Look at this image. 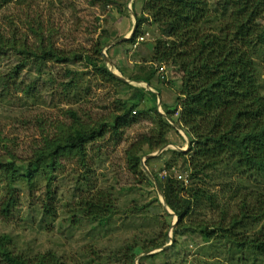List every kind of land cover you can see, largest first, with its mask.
<instances>
[{
  "label": "rangeland",
  "instance_id": "obj_1",
  "mask_svg": "<svg viewBox=\"0 0 264 264\" xmlns=\"http://www.w3.org/2000/svg\"><path fill=\"white\" fill-rule=\"evenodd\" d=\"M225 1L207 0L208 8L214 11ZM143 3L144 0H17L0 12L1 36L11 43L13 40L18 43L4 47L0 59V82L13 74L16 65L22 63L18 81L23 83V88L30 86L32 94L28 100L15 91L8 95L0 94V141L14 152H11L13 156L24 162L36 148L43 145L44 140L53 139L58 132L73 135L77 130H90L102 123L111 124L115 116L121 115L117 114L116 108L127 97L129 86L133 83L122 81L129 85L127 87L107 84L95 75L92 65L103 63L109 70L107 62L112 72L128 81L130 77L145 79L144 73L148 69L155 71L146 62L151 60L147 53L158 36L155 27H143L147 36L136 48L127 40H121L129 37L136 25V17L142 15ZM117 40L121 41L111 45ZM100 42L104 46L100 52L102 62L100 55L94 54L95 46ZM108 45L111 46L107 48ZM54 49L62 60L47 55L39 59L33 56H41L42 51L53 52ZM255 62L260 93L264 97V58ZM163 66L166 81L159 85L168 91L167 95L172 100L171 106H164V110L172 111L184 99L181 95H187L188 87L182 88L183 75L177 66L170 63ZM67 71L73 77L71 83H68L70 77H67ZM149 79L153 86L157 77L154 75ZM74 84V88H69ZM126 108L130 109L128 106ZM174 119L176 122V114ZM151 125L139 118L135 125L122 131L120 142L110 139L90 142L84 155L71 156L68 161H60L54 172L38 175L33 188L16 185V196L19 195L17 206L9 220L0 217V237L7 236L17 253L28 257L51 254L61 264H84L87 261L90 264H122L117 260V255L124 247L143 243L148 245L153 240L155 243L162 242L161 235L165 230L160 215L162 210L169 213L162 206L155 185L142 170L141 163L144 162L151 174L150 169L160 180H164L160 175L165 171L162 169L166 163L179 158L171 153H165L160 158L161 154L145 158L159 150L144 155L140 159V170L150 181V186L143 176L133 175L128 170L124 153L131 141L152 132ZM184 134L181 133L182 140L181 135L170 133L172 145L187 150V140L190 139ZM2 155L5 154L0 151ZM0 160L7 161L4 157ZM182 164L183 159H179L176 166L167 171L171 179L185 187L190 183L189 172L186 173ZM183 173L187 175V184L178 179ZM243 173L220 168L209 174L211 178L202 177L195 186L216 192L219 198L225 197L228 202L231 195L224 192L226 186L239 192L254 183ZM85 179L87 182H84ZM156 184L159 187L157 181ZM89 186L101 189L113 198L116 214L104 225L86 222L78 214L77 202ZM255 186L258 187L256 191L264 193V186ZM46 194L52 196L58 206L53 218H42L39 214L40 207L47 199ZM236 202L234 200L231 204ZM200 211L198 219L216 221V215L213 216L206 208ZM170 213L173 224L175 217ZM263 225L264 222L254 230L249 228L244 236L257 232ZM173 227L171 225L166 233L167 243L164 246L141 253L135 257L133 264H264V257L254 256L250 251L228 252L222 244L223 253L214 241L207 245L199 235L179 237L174 246ZM244 236H240V239ZM154 254L159 257L154 258Z\"/></svg>",
  "mask_w": 264,
  "mask_h": 264
},
{
  "label": "trees",
  "instance_id": "obj_2",
  "mask_svg": "<svg viewBox=\"0 0 264 264\" xmlns=\"http://www.w3.org/2000/svg\"><path fill=\"white\" fill-rule=\"evenodd\" d=\"M16 1L0 0V12ZM213 10L208 8L207 0H144L142 15L136 17L134 33L127 43L134 44L145 32L143 27H155L158 36L151 44V60L146 62L177 66L183 75L182 88L188 87L187 95H181L184 99L176 105L175 111L163 109L174 122V115L178 114L176 124L190 139L188 149L184 153L166 149L159 158L171 153L183 159L182 166L186 173L189 172L190 183L184 187L171 177L160 180L152 169L150 171L159 184L168 209L177 217L172 228L174 246L179 237L199 235L207 245L214 241L223 253L222 244L228 252L250 251L254 256L264 257V225L257 232L244 236L246 230H254L264 222V193L255 190H258L257 184L264 186V97L260 93L255 62L264 58V0H227ZM13 44L18 43L15 40L11 43L0 34V59L4 47ZM103 47L101 42L95 46V56L100 55ZM46 55L62 60L55 49L53 52L42 51L41 56L33 54L37 59ZM99 58L102 62L101 55ZM21 65H16L13 74L0 82V94L8 95L15 91L21 93L25 100L31 98V87L23 88V83L18 81L23 69ZM92 67L95 75L107 84L129 86L115 78L103 63ZM154 72L148 69L144 73L145 79L130 77V80L142 81L150 87L151 76L155 75L160 84L166 81V75L161 79ZM66 75L69 78L71 74L67 71ZM72 80L70 77L68 83ZM127 93L124 101L119 102L121 107L116 108L117 114L121 115L115 116L111 124L102 123L90 130H77L73 135L58 132L53 139L44 140L43 145L24 162L13 156L14 152L0 141V151L6 155L0 158L7 160H0V217L9 220L13 216L19 197L16 196V185L33 188L38 175L54 172L60 161H68L71 156L84 155L90 142L107 139L120 142L122 131L135 125L139 118L152 124V132L131 141L124 153L128 170L147 179L140 170V159L173 144L169 134L177 131L157 112L156 94L133 85L129 86ZM179 159L167 162L162 170L174 168L172 166H176ZM220 168H231L234 173L243 171L255 185L242 186L244 188L239 192L226 186L224 192L231 195L228 202L225 197L219 198L216 192L195 186L202 177L211 178L209 174ZM147 182L151 186L148 179ZM46 196L39 214L42 218H53L58 206L52 196ZM234 200L237 202L232 205ZM77 203L78 214L86 222L104 225L116 214L112 196L91 186L83 191ZM204 208L216 215V221L198 219L200 210ZM161 213V224L165 230L161 235L162 242L153 240L148 245H128L119 251L118 261L133 264L136 256L167 243L166 233L172 225V216L163 210ZM240 236H244L243 239ZM152 256L155 258L157 254ZM0 264L61 263L51 254L28 257L17 253L13 242H9L7 236H1ZM84 264H90V261Z\"/></svg>",
  "mask_w": 264,
  "mask_h": 264
},
{
  "label": "water",
  "instance_id": "obj_3",
  "mask_svg": "<svg viewBox=\"0 0 264 264\" xmlns=\"http://www.w3.org/2000/svg\"><path fill=\"white\" fill-rule=\"evenodd\" d=\"M134 30H135V25L133 26V29H132V31H131L129 37H127V38H123V39H121V40H129V38H130V37L132 36V34L134 33ZM121 40H117V41H115L114 43H112L111 45H114V44H116V43H119ZM111 45H108L107 48H108L109 46H111ZM104 60L106 61V57H104ZM106 65H107V67H108V69H109L108 71H109V72H110L115 78H117L118 80L124 81L125 83H128V84H132V83H134V82H132V81L124 80L123 78H121L120 76H118L116 73L112 72V71L110 70V68H109V64H108L107 62H106ZM137 83H138V82H137ZM135 84H136V83H135ZM138 84H139V83H138ZM140 85H141V84H140ZM143 85H144V88H145L146 90H148V91L151 92V89H150V87L148 86L147 83H143ZM156 110L159 112V114H161V115L163 116L164 119H166V121H167L172 127H174L178 132L182 133V130H181L177 125H175L170 119H168V118L166 117V115H164V114H162V113L160 112V98H159L158 96H157V106H156ZM188 143H189V141H188ZM188 143H187L186 148H188V145H189ZM167 148H173V149H176V150L179 151V152H183L184 150L186 151V149L181 150V149H179L178 147H176L175 145L169 144V145H167V146L161 148L156 154L146 156L145 158L155 157V156L161 154V153H162L164 150H166ZM143 163H144V162L142 161V163H141V165H142V170L144 171V173L147 175V177H148V178L153 182V184L155 185V189H156V191H157V193H158V195H159V197H160V202H161L162 206H163L164 208H166V211H167L169 214H171L170 211H168L169 209H168V207H167V204H166L165 198L162 196V192H161L160 188L158 187V185L156 184V180H155V178H154V177L152 176V174L148 171V169H146V167L143 165ZM174 217H175V221L173 222L172 226H174V225L176 224V222H177V217H176L175 215H174ZM168 246H169V245H168ZM168 246H166V247H168Z\"/></svg>",
  "mask_w": 264,
  "mask_h": 264
},
{
  "label": "built area",
  "instance_id": "obj_4",
  "mask_svg": "<svg viewBox=\"0 0 264 264\" xmlns=\"http://www.w3.org/2000/svg\"><path fill=\"white\" fill-rule=\"evenodd\" d=\"M146 36H147V34H144V33H143V35H140V36L136 39L135 43L133 44V47L136 48L140 43L144 42ZM150 66L154 67V68H155V71H156V75H159L160 78L163 79V77H164V75H165V69H164V67H163V66H159V67H157V66L152 65V64H151ZM150 68H151V67H150ZM133 114H135V112H133ZM160 177H161V179H166V178H168V177H169V172H168L167 170L163 171V172L161 173ZM178 179H179L180 181H182L184 184H187V183H188V181H187V175H185L184 173H183V175H179V176H178Z\"/></svg>",
  "mask_w": 264,
  "mask_h": 264
},
{
  "label": "crops",
  "instance_id": "obj_5",
  "mask_svg": "<svg viewBox=\"0 0 264 264\" xmlns=\"http://www.w3.org/2000/svg\"><path fill=\"white\" fill-rule=\"evenodd\" d=\"M151 47V46H150ZM150 52V51H149ZM147 53L148 54V56L149 55H151V53ZM144 67H146L145 65H144ZM133 78H135V77H133ZM154 82V85L152 86V82H151V87H150V89H151V93H153V94H156L157 96H159V98H160V101L162 102L161 104L163 105V109H164V106L165 107H169V106H171V104H172V100L170 99V95H167V90H165L164 88H162L160 85H159V83L155 80V81H153ZM141 83H143L142 81H141ZM142 85L143 84H141V85H138V86H136V87H142ZM167 89V88H166ZM158 92H161V95H159L158 94ZM169 109V108H168ZM184 139V138H183Z\"/></svg>",
  "mask_w": 264,
  "mask_h": 264
},
{
  "label": "clouds",
  "instance_id": "obj_6",
  "mask_svg": "<svg viewBox=\"0 0 264 264\" xmlns=\"http://www.w3.org/2000/svg\"><path fill=\"white\" fill-rule=\"evenodd\" d=\"M133 35V34H132ZM131 38V37H130ZM129 38V39H130ZM150 65L152 64V63H149ZM159 66H163V65H158L157 67H159ZM164 67V66H163ZM164 69H165V67H164ZM165 74H166V72H165ZM131 81V80H130ZM132 82H134L133 83V86L134 85H136V86H138V85H140V84H143V83H141V82H135V81H132ZM136 83V84H135ZM148 91V90H147ZM150 92V91H149ZM159 97V96H158ZM158 112V111H157ZM160 112L162 113V114H164L165 115V113H164V111H163V108L161 107V101H160ZM159 113V112H158ZM161 115V114H160ZM177 116H178V114H176ZM163 117V116H162ZM167 117V116H166ZM168 118V117H167ZM168 119H170V118H168ZM166 120V119H165ZM172 122H174V120H172V119H170ZM176 122H174V124H175ZM175 125H177L180 129H181V127L178 125V124H175ZM174 128V127H173ZM175 129V128H174ZM176 130V129H175ZM182 130V129H181ZM177 131V130H176ZM183 132V131H182ZM177 133L179 134V135H181V133L180 132H178L177 131ZM183 134H184V132H183ZM182 136V135H181ZM186 135L184 134V137H185ZM183 138V137H182ZM187 140V139H186ZM187 143H188V140H187ZM189 144V143H188ZM189 146V145H188ZM188 149V148H187Z\"/></svg>",
  "mask_w": 264,
  "mask_h": 264
}]
</instances>
